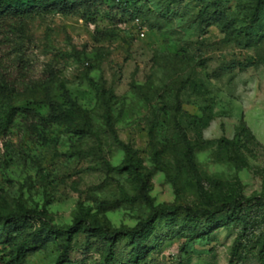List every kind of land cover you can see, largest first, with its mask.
I'll list each match as a JSON object with an SVG mask.
<instances>
[{"label": "rangeland", "instance_id": "374dc122", "mask_svg": "<svg viewBox=\"0 0 264 264\" xmlns=\"http://www.w3.org/2000/svg\"><path fill=\"white\" fill-rule=\"evenodd\" d=\"M102 2L33 16L8 49L37 85L0 93V212L48 215L0 233V264L129 263L130 238L114 243L103 228H132L153 208L138 196L108 108L155 207L214 209L236 199L239 184L246 196L264 194V11L240 34L258 0H140L144 39L129 13ZM225 218L160 212L144 264H262L264 207L247 234Z\"/></svg>", "mask_w": 264, "mask_h": 264}, {"label": "trees", "instance_id": "16d2710c", "mask_svg": "<svg viewBox=\"0 0 264 264\" xmlns=\"http://www.w3.org/2000/svg\"><path fill=\"white\" fill-rule=\"evenodd\" d=\"M140 0H128L124 3H117V0H111L112 5L120 9L124 13H129L128 20H133L135 17H140L142 22L145 21L140 12L136 10V5ZM102 0H0V93L2 89L24 91L30 87L36 86L37 82L30 73L29 65L24 60H14L8 49L12 45L14 35L18 34L22 23L37 15L51 14V13H67L79 7L88 6L92 7L97 4H102ZM220 2L215 1L207 7H219ZM264 11V0H258L256 8L252 14L250 24L245 28H241L240 34L247 32L254 28L260 21ZM128 20H123L128 21ZM3 95L0 94V98ZM102 100L105 105L109 103V99L105 94H101ZM28 114H33L32 110H27ZM106 124L111 132L114 142L120 145L127 154L129 167L133 173L138 177L140 182L138 196L148 201L153 208V213L146 220L138 222L132 228H119L111 230L109 227L103 228V235L106 239L116 242L120 239L130 238L131 250L129 263L121 262L120 264H144L146 258L151 251V245L148 240L152 234V227L155 219L159 216L160 212L175 213L181 209H185L191 215L198 218L206 217L209 222L215 219V216L220 213H225V226L232 228L235 226L241 227V235L247 234L250 230V219L252 212L264 207V194L246 196L243 192L242 185L238 186V197L231 201L223 202L217 205L214 209L204 208L196 210L192 206H176L173 210L167 208L155 207L152 198L148 192V180L139 169L138 164L135 162L131 153L129 145H127L119 137L115 125L112 121V114L110 109L106 113ZM186 141V160L187 164L193 170H196V163L194 159V147L188 139ZM48 211L46 209H28L23 205H19L17 210L9 212H0V233L5 235L14 231L22 222H27L36 219H46ZM83 218L76 220L75 230L79 229L83 223ZM199 226H195L193 232L198 231ZM29 244L22 242L18 250V259H21L25 252L28 250ZM261 260L264 264V239L261 244ZM66 259L61 256L56 264H64Z\"/></svg>", "mask_w": 264, "mask_h": 264}, {"label": "built area", "instance_id": "2783aa9c", "mask_svg": "<svg viewBox=\"0 0 264 264\" xmlns=\"http://www.w3.org/2000/svg\"><path fill=\"white\" fill-rule=\"evenodd\" d=\"M128 0H117V3H124L127 2ZM133 25L135 26L137 30V36L140 39H144L146 37V34L148 32L147 27L144 25L140 17H135L133 20H131ZM124 25H127V21L123 22Z\"/></svg>", "mask_w": 264, "mask_h": 264}]
</instances>
